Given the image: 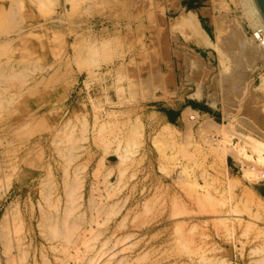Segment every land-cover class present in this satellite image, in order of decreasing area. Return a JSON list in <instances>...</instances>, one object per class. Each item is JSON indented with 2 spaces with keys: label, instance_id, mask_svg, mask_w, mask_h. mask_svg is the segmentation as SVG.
Masks as SVG:
<instances>
[{
  "label": "rangeland",
  "instance_id": "374dc122",
  "mask_svg": "<svg viewBox=\"0 0 264 264\" xmlns=\"http://www.w3.org/2000/svg\"><path fill=\"white\" fill-rule=\"evenodd\" d=\"M100 1L84 0L71 12L65 0H44L39 7L53 10L52 17L34 5L45 27L50 18L62 19L53 29L55 52L31 54L35 67L26 72L23 84L13 81L15 86L3 91V116L8 108L30 105L31 118L37 102L33 91L42 96L40 112L34 114L40 118L33 122L38 124L35 132L0 133L7 139L0 146V236L4 226L10 231L19 220L22 229L21 248L9 250L11 263L264 264V154L251 145L264 143V62H250L237 52L242 61L233 62L219 45L220 53L194 47L181 27L170 26L191 11L213 45L228 25L240 27L248 40L256 29L247 17L249 3L218 0L222 7H217L215 0H144L142 10L137 0ZM79 33H90L96 45L104 39L107 48L101 51L113 53L90 75L76 70L72 59V36ZM250 41L252 51L256 43ZM185 56L188 77L183 75ZM233 65L246 72L236 95L235 86L227 89L223 81ZM152 70L163 76L165 85L153 88ZM196 71L200 75L189 74ZM145 77L150 81L146 86L136 80ZM65 182L74 186L70 202H65ZM42 185L48 187L47 204ZM66 207L71 214H64ZM40 209L55 216L60 236L44 235L48 232L41 226ZM1 238L0 264H6L9 251L1 253ZM20 254L26 257L22 260Z\"/></svg>",
  "mask_w": 264,
  "mask_h": 264
},
{
  "label": "bare ground",
  "instance_id": "6f19581e",
  "mask_svg": "<svg viewBox=\"0 0 264 264\" xmlns=\"http://www.w3.org/2000/svg\"><path fill=\"white\" fill-rule=\"evenodd\" d=\"M50 0H48L49 2ZM53 1H56V0H53ZM66 2H68L70 4V10L71 12H73L76 8H77V5L79 4V2H84V0H65ZM88 1V0H87ZM97 1V0H96ZM106 1V0H104ZM108 3H109V0H107ZM120 1V0H119ZM130 1V0H129ZM134 2V0H132ZM131 1V2H132ZM144 0H137L136 3L138 5V8H143L142 10H144V8L147 6L145 5L146 3H143ZM147 2V0H145ZM220 1V0H219ZM218 0H215V6H221L222 3L219 2ZM238 1V0H237ZM250 1V2H249ZM44 2V0H0V133H8V132H17L19 130H25L28 128L29 132L32 134L33 132L36 131V129L38 128V124L36 125V123H33V122H36V121H39L40 118H38L36 115L34 114H37L38 112H40V109H39V106L38 104L40 103V101L42 100V96H41V92H37V90L33 91L34 93L32 94L33 97H36V105H34L33 107V115L31 116V118L29 117L31 115V111L29 112V109L27 108V106H30V105H23L20 107V105L18 106H15V107H12V108H8V110L5 111V114L4 116L1 115V112L2 110L4 109V105H3V102H5L7 100V97L4 96V93L3 91H5L6 88H8L7 86L11 87L10 85L13 83V81H20L22 83V81L24 79H26V75L27 73L26 72H30L31 68L35 67L34 66V59H33V56H31V54H34V53H41L43 54V52L45 53V51L47 50V53L49 51L50 53V50L52 51V48H53V41L52 39L55 38V28H59L60 27V24H61V21L62 19L61 18H57L54 19V18H50L48 21H49V26L48 27H45L44 25L46 24V22L44 20H39L37 19V17L35 16L34 14V5H37L39 7V5H42V3ZM99 2H101L99 0ZM214 2V1H213ZM240 2L242 4H245V3H249L252 11L251 13H248L247 12V17L249 18L250 21L254 22V25H255V30L253 31V33L255 34L256 32H261V35L262 37H260L259 39V44L258 45H253L252 47V51L251 50H248L249 48H251L250 45H252L251 39H248L246 40L245 37H243L244 35H242V30L240 27L238 26H235L233 25L232 27H230L229 25L226 26V28H228V30H226V34L218 37V41L214 40V42L216 41L217 45H213L210 41H208V37L206 35V33L200 28L198 22L196 21L194 15L192 13H188V14H185L183 16H181L180 18H178L176 20V22H173V24H171L170 26H178L179 29L180 27L182 28V30H184L187 34H184V35H188L187 37V41H195L196 43H199L201 41L205 42L207 44L208 47H212V48H216L220 47L221 49V52H226L229 57L231 56L233 62H238L240 61L239 58H237L238 56L236 55L237 53L239 55H242L244 56L245 59H248V61L250 62H254L255 60H260L262 62H264V22L263 20L261 19V16L254 4V1L253 0H240ZM123 3V1H122ZM129 4H131L130 2H128ZM135 3V4H136ZM153 3V2H152ZM176 3V2H175ZM47 5V1L45 3ZM52 5V3H49ZM48 4V6H50ZM54 4V2H53ZM56 4V3H55ZM113 4V3H112ZM150 4V3H149ZM240 4V3H238ZM46 5L43 4V8L42 6H40L38 9L39 11H41V8L43 9V11H47V15L48 17H52V14H53V10H47V7H45ZM103 5V4H102ZM122 4H120L121 6ZM125 5V4H124ZM153 5V4H152ZM162 5V4H161ZM114 6V5H113ZM128 6V5H127ZM175 6V5H174ZM173 6V7H174ZM177 6V5H176ZM214 6V7H215ZM91 7V6H90ZM106 7V6H105ZM115 7V6H114ZM131 7V5H130ZM162 7V6H161ZM222 7V6H221ZM44 8H46L44 10ZM50 9L52 7H49ZM65 7L63 6L62 9L63 11H65L64 9ZM134 8V7H133ZM139 8V9H140ZM212 8V7H211ZM229 8V7H228ZM153 9V8H152ZM118 10V9H117ZM38 11V12H39ZM42 11V12H43ZM120 11V10H119ZM147 10L143 11V12H146ZM78 12V11H77ZM113 12V11H112ZM157 12V11H156ZM41 13V12H40ZM120 13V12H119ZM244 12H242L243 14ZM43 14V13H42ZM56 14V13H55ZM109 14V13H108ZM131 14V12H130ZM136 14V13H135ZM88 15V14H87ZM244 17V15H242ZM121 17V16H120ZM130 17V16H129ZM131 18V17H130ZM170 18V17H169ZM245 18H246V15H245ZM253 18V19H252ZM172 19V18H171ZM131 20V19H130ZM133 20V19H132ZM227 20V19H226ZM225 20V22H226ZM248 20V19H246ZM128 21V20H127ZM170 21V22H171ZM150 23V22H149ZM154 23V22H153ZM176 23V24H175ZM213 23V22H212ZM233 23V22H232ZM81 24V23H80ZM156 24V23H155ZM225 24V23H224ZM227 24V23H226ZM71 26V25H70ZM73 26L74 27H77L78 26V23L74 22L73 23ZM72 26V27H73ZM129 26V25H128ZM157 26V25H156ZM224 26V27H225ZM235 26V27H234ZM147 28V27H146ZM152 28H153V25H152ZM172 28V27H171ZM77 29V28H76ZM163 29V28H162ZM161 29V30H162ZM169 29V28H168ZM225 29V28H224ZM73 30V29H72ZM88 30V29H87ZM86 30V31H87ZM90 30V29H89ZM181 30V29H180ZM179 30V31H180ZM148 31V30H147ZM169 31V30H168ZM127 32V31H126ZM140 32V31H139ZM181 32V31H180ZM183 32V31H182ZM218 32V31H217ZM225 32V31H224ZM152 33V32H151ZM157 33V32H156ZM71 34V33H70ZM128 34V33H126ZM181 34V33H180ZM57 35H58V32H57ZM79 35V36H78ZM74 34L72 37H73V50L75 49V55H74V58L72 59H75L76 61V65H77V69L76 70H79V71H85L88 75L92 74V72L97 69L99 66L100 63H102L103 61L106 63L110 56H112V54L109 53V49L107 50V52L109 53L108 55L106 53H103L101 51V49L103 48L105 50V48H107L105 45L106 43H104V39L103 40V43H99L97 45H99V49L97 48V45L95 44L97 41L96 40H93L92 39V36L90 37V33L86 35H80L79 34ZM132 35V34H131ZM253 35V34H252ZM86 36H88V40L86 38ZM108 36V35H107ZM140 36V34H139ZM148 36V35H147ZM68 35H65L64 38H63V41L65 44H68L69 43V40H68ZM95 37V36H94ZM122 37V36H121ZM124 37V36H123ZM215 37V36H214ZM91 38V39H90ZM111 38V37H110ZM109 38V39H110ZM116 38V37H115ZM114 38V39H115ZM140 38V37H139ZM184 38H186V36H184ZM216 38V37H215ZM59 39V37H58ZM100 39V40H101ZM106 39V38H105ZM108 39V38H107ZM123 39V38H121ZM130 39V38H129ZM158 39V37H157ZM87 40V41H86ZM113 40V38H112ZM116 40V39H115ZM126 40V39H125ZM109 41V40H108ZM128 41V40H127ZM134 41V40H132ZM161 41V40H160ZM185 41V42H187ZM100 42V41H99ZM102 42V41H101ZM112 42V41H111ZM110 42V43H111ZM156 42V41H155ZM118 43V42H117ZM158 43V41H157ZM165 43V42H164ZM163 43V45H164ZM254 43V42H253ZM60 44V43H59ZM58 44V46H60ZM161 44V43H160ZM262 44V46H261ZM111 45V44H110ZM147 45V44H146ZM150 45V44H149ZM153 45V44H152ZM103 46V47H101ZM105 46V47H104ZM112 46V45H111ZM110 46V47H111ZM131 46V44H130ZM145 46V45H144ZM250 46V47H249ZM70 47V45H69ZM55 48V47H54ZM53 48V49H54ZM114 48V47H113ZM100 50L101 53H99L98 51ZM102 49V50H103ZM122 49V48H121ZM144 49V47H143ZM219 49V48H218ZM217 49V50H218ZM103 50V51H104ZM164 50V48H163ZM30 52V53H29ZM55 52V49L53 50V53ZM57 52V51H56ZM68 51L65 50V53H67ZM168 52V51H167ZM219 52V50H218ZM223 52V53H224ZM235 52H237L235 54ZM99 53V54H98ZM163 53V52H162ZM220 53V52H219ZM222 53V54H223ZM98 54V55H97ZM118 54V53H117ZM116 54V55H117ZM186 54V53H185ZM147 55V54H146ZM166 55V54H165ZM174 55V54H173ZM184 55V54H183ZM236 55V56H235ZM52 56V55H51ZM164 56V55H163ZM73 57V56H72ZM145 57V56H144ZM166 57V56H165ZM164 57V59H165ZM162 58V57H161ZM160 58V59H161ZM181 58V57H180ZM189 57L188 56H185V57H182V62H183V66H184V70L183 71V75L187 76V73H186V69H189V66H188V62H187V59ZM199 58V57H198ZM54 59V58H53ZM101 59V60H100ZM192 59V58H191ZM159 60V59H158ZM199 60V59H198ZM238 60V61H237ZM141 61V60H140ZM194 61V60H193ZM197 61V60H196ZM203 61V60H202ZM230 61V60H229ZM242 61V60H241ZM50 62V61H49ZM71 62V61H70ZM103 62V63H104ZM111 62V60H110ZM132 62V61H131ZM144 62V61H143ZM158 62V61H157ZM41 63V62H40ZM102 63V64H103ZM154 63V62H153ZM169 63V62H168ZM197 63V62H195ZM226 63V62H225ZM54 64V63H53ZM155 64V63H154ZM191 64V63H190ZM194 64V63H193ZM199 67H201V63H197ZM234 64V63H233ZM37 65V64H36ZM43 65V64H42ZM74 65V64H73ZM104 65V64H103ZM203 65V64H202ZM245 65V64H243ZM38 66V65H37ZM75 66V65H74ZM230 66V65H229ZM236 66V67H235ZM251 66V64H250ZM39 67V66H38ZM46 67V66H45ZM76 67V66H75ZM102 67V66H101ZM232 67V66H231ZM233 67L235 69H232V72L229 73L230 76H224L223 77V81L225 82V84H227V89H229V85H231V88L232 86H235L234 88V94H239V92H242L241 88L239 87L238 89L237 88V84L240 83L241 79L244 77V71H242L240 73L239 70H244L241 66L239 65H233ZM232 67V68H233ZM255 67V66H254ZM40 68V67H39ZM155 68H158V67H155ZM241 68V69H240ZM245 68V67H244ZM41 69V68H40ZM47 69V68H46ZM122 69V68H121ZM229 69V68H227ZM190 70V69H189ZM124 71V70H123ZM121 71V72H123ZM138 71V70H137ZM202 72L204 73H207L209 75H211L209 72L210 70H201ZM218 71V70H217ZM246 71V70H245ZM47 72V71H46ZM71 72V71H70ZM95 72V71H94ZM115 72V71H114ZM151 72H154L153 70ZM157 72V71H156ZM151 73L152 76H150L149 78L152 79L151 81V84L154 86L156 85L155 87L153 88H157V87H160V86H157L158 84L161 85L162 83L164 84L163 82V76H161L160 73ZM159 72V70H158ZM168 72V70H167ZM166 72V73H167ZM189 72V71H188ZM49 73V72H48ZM136 73V72H135ZM173 73V72H172ZM197 73H200V72H191L189 74H192V77L194 76H197V75H200V74H197ZM223 73V72H222ZM30 74V73H29ZM69 74V72H68ZM118 74V73H117ZM206 74V76H207ZM110 75V74H109ZM163 75V74H162ZM204 75V74H203ZM202 75V76H203ZM223 75V74H222ZM247 75V74H245ZM41 76V75H40ZM114 76V75H113ZM169 76V75H168ZM167 76V77H168ZM191 76V75H190ZM264 76V74H263ZM61 77V76H60ZM63 77V76H62ZM61 77V78H62ZM66 77V76H65ZM63 77V79L65 78ZM188 77V76H187ZM261 77V76H260ZM41 78V77H40ZM59 78V76H58ZM149 78L145 77V78H142L138 80L137 82L140 81V83H142L143 85H148V84H144V83H150L149 81ZM264 78V77H263ZM46 79V78H45ZM92 79V78H91ZM99 79V78H98ZM101 79V78H100ZM108 79V78H107ZM210 79V78H209ZM208 79V80H209ZM221 79V78H220ZM131 80V79H130ZM135 80V81H136ZM168 80V79H167ZM211 80V79H210ZM243 80V79H242ZM30 81V80H29ZM116 81V80H115ZM126 81V80H125ZM124 81V82H125ZM222 81V80H221ZM102 82V81H101ZM119 82V81H118ZM133 82V81H132ZM242 82V81H241ZM244 82V81H243ZM20 83V85H21ZM26 83V82H24ZM47 83V82H46ZM50 83V81H49ZM48 83V85H50ZM262 85L264 82H261ZM23 84V83H22ZM129 84V83H128ZM14 85V84H12ZM165 85V84H164ZM218 85V84H217ZM222 85V84H221ZM15 86V85H14ZM65 86V85H64ZM111 87V86H110ZM120 87V86H119ZM173 87V86H172ZM262 88V86H260ZM121 88V87H120ZM128 88V87H127ZM141 88V87H140ZM146 88V87H145ZM149 88V86H148ZM147 88V89H148ZM219 88V87H218ZM223 88V87H221ZM226 88V87H225ZM224 88V90H225ZM230 88V89H231ZM264 88V87H263ZM138 89V88H137ZM160 89V88H159ZM226 89V90H227ZM244 89V88H243ZM19 90V89H18ZM118 90V89H117ZM116 90V91H117ZM121 90V89H120ZM127 90V89H126ZM125 90V91H126ZM142 90V89H141ZM146 90V89H145ZM223 90V91H224ZM225 90V91H226ZM122 91V90H121ZM135 91V90H134ZM133 92V90H132ZM211 92V91H210ZM229 92V90L227 91ZM10 93V92H9ZM8 93V94H9ZM23 93V92H22ZM117 93V92H116ZM136 93V92H135ZM230 93V92H229ZM233 93V92H232ZM262 93V92H261ZM264 93V92H263ZM12 94V93H11ZM19 94V93H18ZM131 94V93H130ZM247 94V93H246ZM118 95V94H117ZM14 96V94H13ZM130 96V95H129ZM132 96V95H131ZM136 96V95H135ZM143 96V95H142ZM196 96V95H195ZM241 96V95H240ZM243 96V95H242ZM241 96V97H242ZM253 96V95H252ZM5 97V98H4ZM120 97V95H119ZM220 97V96H219ZM246 97V96H245ZM243 97V98H245ZM254 97V96H253ZM13 98V97H12ZM18 98V97H17ZM21 98V97H19ZM25 98V97H24ZM144 98V97H143ZM6 99V100H5ZM132 100V99H131ZM240 100V99H239ZM16 101V100H15ZM125 101V100H123ZM242 101V100H241ZM8 102V101H7ZM51 102V101H50ZM92 102V101H91ZM20 103V102H19ZM108 103V102H107ZM128 103V102H127ZM131 103V102H130ZM9 104V103H8ZM17 104V103H16ZM120 104V103H119ZM252 104V103H250ZM52 105V104H51ZM95 105V104H94ZM115 105V104H114ZM260 105V104H259ZM8 106V105H7ZM51 108V107H50ZM134 110V109H133ZM251 110H253L251 108ZM110 111V110H109ZM118 111V110H117ZM255 111V110H253ZM256 112V111H255ZM258 112V111H257ZM262 112V111H261ZM42 113V112H41ZM40 113V115H41ZM239 113V112H238ZM254 113V112H253ZM105 114V113H104ZM103 114V115H104ZM112 114V113H111ZM185 114V113H184ZM257 114V113H256ZM39 115V114H38ZM117 115V114H116ZM125 115V114H124ZM258 115V114H257ZM35 116V117H34ZM105 116V115H104ZM183 116V115H182ZM191 116V115H190ZM227 116V115H226ZM256 116V115H255ZM184 117V116H183ZM235 117V116H233ZM257 117V116H256ZM52 119H55V116H52L51 117ZM96 118V116H95ZM239 118H243V117H238ZM261 118V117H260ZM246 119V118H245ZM251 119V118H250ZM232 120V119H231ZM127 121V120H126ZM244 121V120H243ZM249 121V120H246V122ZM187 122V121H186ZM101 123V122H100ZM236 123L237 120H236ZM252 123V122H251ZM250 123V125H251ZM191 124V123H190ZM207 124V123H206ZM213 124V123H212ZM232 124V123H231ZM245 124V123H244ZM210 125V123L208 124ZM208 125H206V128L208 127ZM237 125V124H236ZM241 125V124H240ZM239 125V127H240ZM254 125V123L252 124ZM71 126V125H70ZM112 126V125H111ZM214 126V125H213ZM230 126V125H229ZM242 126V125H241ZM116 127V126H115ZM244 127V126H243ZM246 127V126H245ZM108 128V127H106ZM111 128V127H110ZM114 128V127H113ZM209 128V127H208ZM255 127H251L249 129H254ZM260 127H258L259 129ZM69 129V128H68ZM99 129V128H98ZM116 129V128H115ZM135 129V128H134ZM213 129H217V127H214ZM256 129V133H257V128ZM83 130V129H82ZM108 130V129H107ZM251 130V131H252ZM64 131V130H63ZM81 131V130H80ZM112 131V130H111ZM215 131V130H214ZM222 131V130H221ZM227 131V129H226ZM260 131V130H259ZM28 132V133H29ZM101 132V131H100ZM132 132V131H130ZM168 132V131H167ZM230 132L229 130L227 131V133ZM233 132V131H232ZM231 132V133H232ZM239 132V131H238ZM243 132V130L241 131V133ZM254 132V131H252ZM262 132V131H261ZM61 133V132H60ZM81 133V132H80ZM230 133V134H231ZM244 133V132H243ZM255 133V132H254ZM264 133V132H263ZM99 134V133H98ZM109 134V133H108ZM238 134V133H237ZM240 134V133H239ZM258 134V133H257ZM97 135V134H96ZM158 135V134H157ZM234 135V133H233ZM241 135V134H240ZM262 136V135H261ZM260 136V138H261ZM113 137V136H112ZM156 137V136H155ZM170 137V136H169ZM189 137V136H188ZM242 137V136H241ZM250 138V137H249ZM264 138V137H263ZM78 139V138H77ZM228 138H226L227 140ZM245 139V138H244ZM6 136H3L0 134V146L6 141ZM13 140V139H12ZM66 140V139H65ZM79 140H82V139H79ZM241 140V139H240ZM243 140V138H242ZM250 140H254V139H251ZM263 140V139H262ZM74 141V140H73ZM83 141V140H82ZM108 141V140H107ZM215 141V140H214ZM223 141V140H222ZM246 142V140H244ZM7 142V141H6ZM245 142H242L245 144ZM64 143V142H63ZM71 143V142H70ZM74 143V142H73ZM106 144V143H105ZM111 144V143H110ZM253 144V145H252ZM69 145H72V144H69ZM104 145V144H103ZM251 145L252 147L255 149V150H258V151H262V153L264 154V143L261 144L259 142H251ZM68 146V145H67ZM233 147V146H232ZM242 147V146H241ZM4 149V148H3ZM2 149V150H3ZM77 149V148H76ZM224 149V148H223ZM229 150V149H228ZM225 149V151H228ZM249 150V149H248ZM123 151V150H122ZM133 151V150H132ZM224 151V150H223ZM224 151V152H225ZM232 151V150H231ZM230 152V151H229ZM244 152V151H243ZM242 152V153H243ZM258 153V152H257ZM225 154V153H223ZM221 154V155H223ZM236 154V153H235ZM65 156V155H64ZM235 156V155H234ZM72 157V156H71ZM75 157V156H74ZM245 157V156H244ZM247 157V156H246ZM123 158V157H122ZM261 160V159H258V161ZM248 162V161H247ZM251 162V161H250ZM67 163V162H65ZM50 165V164H49ZM48 165V166H49ZM0 166H1V163H0ZM51 166V165H50ZM14 167V166H13ZM65 167V166H64ZM48 169V167H46ZM63 170V169H62ZM13 171V170H12ZM253 171V169H252ZM50 172V171H49ZM250 172V171H249ZM258 172V171H257ZM246 173V172H245ZM261 173V172H260ZM255 174V173H254ZM257 174V173H256ZM51 175V178H52V174ZM246 175V174H245ZM67 176V174H66ZM249 178V177H248ZM5 179V178H4ZM41 179V178H40ZM47 179V178H46ZM2 180V179H1ZM51 180V179H50ZM78 180V179H77ZM45 181V180H44ZM48 181V180H47ZM46 181V182H47ZM45 183V182H44ZM66 183H64V187H65V199L66 201L65 202H70L72 200V197L74 196V190H73V185H72V189H71V184L68 185V187L66 186ZM43 184V183H41ZM69 184V183H68ZM76 185V184H75ZM42 187H44L42 185ZM75 189V188H74ZM98 190V189H97ZM96 191V190H95ZM44 194H43V202H45V204H47L48 202V187L45 186L44 187ZM1 196V195H0ZM51 196V195H50ZM93 197V196H92ZM75 198V197H74ZM55 199V198H54ZM50 203V202H49ZM52 204V203H51ZM78 205V204H77ZM98 205V204H97ZM68 206H71L70 204ZM54 207V205H53ZM51 208V207H50ZM71 208V207H70ZM54 209V208H52ZM103 209V208H102ZM73 210V209H72ZM76 210V209H75ZM97 210V209H96ZM99 210H100V207H99ZM40 216L42 218V227L44 229V231L48 232L47 234L45 233L44 235H47L46 237H49L48 235H50L51 238H54L55 239V235L57 234L58 236H60L56 231L55 229V216H50L48 215L47 213H45L44 209H40ZM53 211V210H52ZM103 211V210H102ZM64 212V211H63ZM69 208L66 207V210H65V213L64 214H67L69 213ZM116 212V211H115ZM97 213V212H96ZM106 213V212H105ZM50 214V213H49ZM71 214V212H70ZM109 214V213H108ZM17 216V215H16ZM67 215H64V217H66ZM91 216V215H90ZM14 217V216H12ZM11 217V218H12ZM69 217V216H68ZM16 218V217H15ZM63 218V217H62ZM13 219V218H12ZM66 219V218H64ZM3 220V219H2ZM9 220V219H7ZM18 220V219H16ZM89 220V219H88ZM6 221V220H5ZM10 221V220H9ZM8 222V221H7ZM14 222V220H13ZM20 222V220H19ZM19 222L18 223H15V225L12 224V227L10 228V231L9 229L7 228V226H4L3 228V234H2V238L0 236V238L2 239L1 242H2V247H3V252L1 251V253H6L8 252L9 250L11 249H15V250H18L19 248H21L19 246V241H20V229H21V225H19ZM65 222V221H64ZM6 223V222H5ZM10 223V222H9ZM78 223V221H77ZM90 223V222H89ZM94 223V222H93ZM96 223V222H95ZM61 224V223H60ZM80 224V223H79ZM71 225V224H70ZM77 225V224H76ZM1 226V225H0ZM8 227H9V224H8ZM58 228V227H57ZM67 228V227H66ZM2 230V229H1ZM22 230V229H21ZM56 230V231H55ZM64 230V229H63ZM66 230V229H65ZM71 230V229H70ZM90 230V229H89ZM40 231V230H39ZM56 232V233H55ZM78 232V231H77ZM100 232V231H99ZM56 235V237H58ZM68 235V234H67ZM11 237L13 238L12 242H11ZM64 237V240H65V236ZM84 237V236H83ZM49 238V239H51ZM71 238V237H70ZM75 239V237H74ZM53 240V239H52ZM73 241V240H72ZM63 243V242H62ZM61 243V244H62ZM22 244V243H21ZM55 244V243H54ZM104 244V243H103ZM91 245V244H90ZM22 246V245H21ZM25 246V245H24ZM92 246V245H91ZM103 246V245H102ZM89 247V246H88ZM101 248V247H100ZM51 249V247H50ZM56 249V248H55ZM64 249V248H63ZM62 249V250H63ZM61 250V252H62ZM19 251V250H18ZM107 251V250H106ZM105 251V253H106ZM110 251V250H109ZM66 252V251H65ZM113 252V251H112ZM117 252V251H116ZM64 253V252H63ZM4 255V254H3ZM6 255V254H5ZM101 255V254H99ZM110 255V254H109ZM25 256V255H23ZM23 256L20 254V257L21 259L23 258ZM26 257V256H25ZM11 255H10V251L9 253L7 254L6 256V259L4 260L6 262V264H12L11 263ZM17 258V257H15ZM4 259V257H3ZM24 259V258H23ZM22 259V260H23ZM18 260V258H17ZM97 260H99V258H97ZM3 261V262H4ZM16 261V260H15ZM55 261V259H54ZM76 261V260H75ZM91 261V260H90ZM118 261V260H116ZM18 263V261H16ZM15 262V264H16ZM47 262V261H45ZM88 262V260H87ZM96 262V261H95ZM116 263V262H115ZM14 264V263H13ZM21 264V263H20ZM89 264V263H87Z\"/></svg>",
  "mask_w": 264,
  "mask_h": 264
},
{
  "label": "crops",
  "instance_id": "0c3cea01",
  "mask_svg": "<svg viewBox=\"0 0 264 264\" xmlns=\"http://www.w3.org/2000/svg\"><path fill=\"white\" fill-rule=\"evenodd\" d=\"M186 1V0H185ZM188 13H192L193 15H194V17H195V19H196V21L198 22V20H197V15H196V13H193V12H191V11H187V12H183V13H181L180 15H179V17L178 18H180L181 16H183V15H185V14H188ZM177 18V19H178ZM199 24V23H198ZM207 35V34H206ZM208 37V36H207ZM208 41H210V39L208 38ZM190 44H192L194 47H197V48H209L208 46H207V44L205 43V42H203V41H201V42H199V43H196L195 41H188ZM211 42V41H210Z\"/></svg>",
  "mask_w": 264,
  "mask_h": 264
},
{
  "label": "water",
  "instance_id": "95a60500",
  "mask_svg": "<svg viewBox=\"0 0 264 264\" xmlns=\"http://www.w3.org/2000/svg\"><path fill=\"white\" fill-rule=\"evenodd\" d=\"M254 1V4L261 16V19L263 20L264 22V0H253Z\"/></svg>",
  "mask_w": 264,
  "mask_h": 264
},
{
  "label": "built area",
  "instance_id": "2783aa9c",
  "mask_svg": "<svg viewBox=\"0 0 264 264\" xmlns=\"http://www.w3.org/2000/svg\"><path fill=\"white\" fill-rule=\"evenodd\" d=\"M252 40L256 43V45H258L259 44V39H260V37H262V35H261V32L259 31V32H256L255 34L252 32ZM261 46H262V44H261ZM264 176L263 175H261V178H263Z\"/></svg>",
  "mask_w": 264,
  "mask_h": 264
}]
</instances>
